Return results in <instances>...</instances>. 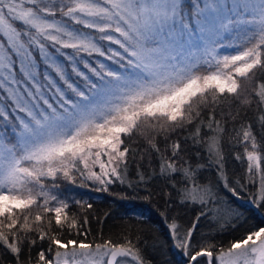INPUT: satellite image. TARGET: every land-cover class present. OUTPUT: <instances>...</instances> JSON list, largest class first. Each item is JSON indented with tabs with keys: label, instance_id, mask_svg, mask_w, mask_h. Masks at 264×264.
<instances>
[{
	"label": "snow or ice",
	"instance_id": "obj_1",
	"mask_svg": "<svg viewBox=\"0 0 264 264\" xmlns=\"http://www.w3.org/2000/svg\"><path fill=\"white\" fill-rule=\"evenodd\" d=\"M242 80L257 81L250 94ZM225 94L238 106H255L264 128V0H0V245L17 264L25 243H37L31 233L48 241L49 255L39 251L36 264H144L126 236L123 243L86 242L80 228L87 215L80 223L67 198L53 194L57 177L75 184L76 173L105 190L125 183L134 135L150 129L167 141L171 131L190 127L185 139L204 149L227 188L224 124L214 110L201 115ZM232 131L244 146L235 158L264 201V143L251 123ZM153 141L147 139L159 175L177 202L201 205V216L219 211L212 187L199 182L205 165L185 160L178 167L179 140L169 145L171 158ZM138 177L152 179L139 170ZM261 225L227 246L194 240L195 225L181 232L174 221L170 230L188 264L201 257L209 264L214 257L216 264H264ZM65 227L83 239L63 238Z\"/></svg>",
	"mask_w": 264,
	"mask_h": 264
},
{
	"label": "trees",
	"instance_id": "obj_2",
	"mask_svg": "<svg viewBox=\"0 0 264 264\" xmlns=\"http://www.w3.org/2000/svg\"><path fill=\"white\" fill-rule=\"evenodd\" d=\"M254 71L258 76L260 75L259 70ZM241 82L247 88L248 94L252 92L257 83L256 80H242ZM210 110H214L216 119L222 121L225 127L222 145L224 168L229 177V187H224L214 167L207 166L204 149L200 145H193L191 139H185L190 134V127L176 128L171 131L167 141L164 140L163 133L157 134L150 129H145L144 136L134 135L131 138V148L135 152H130L127 158L128 172L125 183L108 184L105 190L99 182L82 179L76 173H73L75 184L57 177L56 182L59 188L57 193L53 194H59L61 199L67 198L70 214L75 213L80 223H83V216L87 215V223L80 228L81 232H88L86 242L92 241L93 238H97L96 242H103L99 239L103 237V239L111 238L114 243H123V237L126 236L141 250L144 264H188L187 257L181 249L175 246L171 234L170 225L174 221L180 225L181 232L195 225L194 240L224 246L238 238L245 237L249 230L262 226L264 201H257V185L248 183L246 166L235 158L236 153L243 155L244 146L234 143L235 133L232 131L233 128L239 130L241 124L251 123L258 144L264 143L262 141L264 128L260 126L257 119L259 110L255 106L252 108L238 106L234 103L233 97L228 94L217 99L214 109L211 104L205 107L201 115L207 119ZM237 111H239L238 116ZM208 134L202 130V136ZM153 137V142L168 158H171L169 145L179 140L182 151L181 158L177 160V166L184 165L185 160L193 167L198 164L205 165L198 173L199 182L210 185L214 193L219 194L216 196L219 203L223 205L226 202L232 212L236 211V214L222 223L216 219L214 211L201 216L200 213L203 210L201 205L177 202L176 193L170 186V181L159 175L160 159L157 153L147 143V139ZM126 143L129 141L126 140ZM249 150H251L250 147ZM138 170L145 176L151 175L152 179L147 183L140 182ZM173 179L177 181L179 187L180 175L176 174ZM240 184L244 187L241 188ZM233 187L236 188L238 195L229 190ZM74 201H79V203H74ZM87 204H91L92 207L87 208ZM47 219L48 217L45 216V220ZM29 235L36 239L37 243L35 245L25 243L19 257L21 264L29 261V256L31 257L30 264H36L37 255L41 250L45 251L46 256L49 255L48 241L41 242L35 233ZM63 238L83 239L82 236L75 235V230L69 234L67 227L64 229ZM211 250L215 252V249ZM199 260L200 264H209L205 257ZM212 262L216 264L215 257ZM0 264H17L16 257L2 245H0Z\"/></svg>",
	"mask_w": 264,
	"mask_h": 264
},
{
	"label": "rangeland",
	"instance_id": "obj_3",
	"mask_svg": "<svg viewBox=\"0 0 264 264\" xmlns=\"http://www.w3.org/2000/svg\"><path fill=\"white\" fill-rule=\"evenodd\" d=\"M225 51H229V50L225 49ZM95 170L99 171L98 168ZM215 194H217V192ZM216 196H219V194H217ZM217 200H219L218 197H217ZM214 206H217L215 208L219 209V211H214V215H216V219L219 220V222H222V223L226 222L230 220L236 214V211L232 212V210L230 209L229 205L226 202H224L223 205L217 203Z\"/></svg>",
	"mask_w": 264,
	"mask_h": 264
},
{
	"label": "water",
	"instance_id": "obj_4",
	"mask_svg": "<svg viewBox=\"0 0 264 264\" xmlns=\"http://www.w3.org/2000/svg\"><path fill=\"white\" fill-rule=\"evenodd\" d=\"M207 261H208V259H207ZM208 263H209V261H208ZM212 264H213V262H212Z\"/></svg>",
	"mask_w": 264,
	"mask_h": 264
},
{
	"label": "bare ground",
	"instance_id": "obj_5",
	"mask_svg": "<svg viewBox=\"0 0 264 264\" xmlns=\"http://www.w3.org/2000/svg\"><path fill=\"white\" fill-rule=\"evenodd\" d=\"M220 204V203H219Z\"/></svg>",
	"mask_w": 264,
	"mask_h": 264
}]
</instances>
